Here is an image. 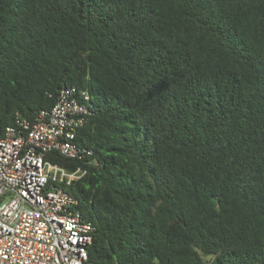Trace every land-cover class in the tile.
<instances>
[{
	"label": "trees",
	"instance_id": "1",
	"mask_svg": "<svg viewBox=\"0 0 264 264\" xmlns=\"http://www.w3.org/2000/svg\"><path fill=\"white\" fill-rule=\"evenodd\" d=\"M67 86L89 264H264V0H0V128Z\"/></svg>",
	"mask_w": 264,
	"mask_h": 264
},
{
	"label": "built area",
	"instance_id": "2",
	"mask_svg": "<svg viewBox=\"0 0 264 264\" xmlns=\"http://www.w3.org/2000/svg\"><path fill=\"white\" fill-rule=\"evenodd\" d=\"M90 99L84 88L63 87L34 122L17 116L13 125L0 128V264H89L95 227L65 189L85 172L67 171L45 157L92 154L74 143L92 114Z\"/></svg>",
	"mask_w": 264,
	"mask_h": 264
}]
</instances>
